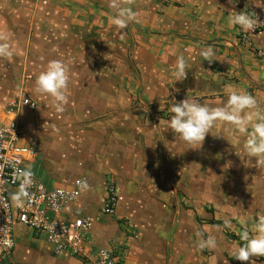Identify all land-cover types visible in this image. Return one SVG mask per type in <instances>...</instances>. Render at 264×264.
<instances>
[{
	"label": "crops",
	"instance_id": "obj_1",
	"mask_svg": "<svg viewBox=\"0 0 264 264\" xmlns=\"http://www.w3.org/2000/svg\"><path fill=\"white\" fill-rule=\"evenodd\" d=\"M194 3L195 24L190 23L182 35L177 34V40L160 34L151 62L136 66L135 72L141 77V89L135 90L136 95L131 74L124 73L128 83L125 79L124 91L118 89L121 74L117 73L120 68L116 51L108 49L102 53L98 40L94 39L97 53L90 54L86 53L85 42L79 46L67 43L63 35L48 36L46 32L51 31L47 28H43L39 38L35 37L34 43L30 40L31 54L41 44L37 52L44 57V69L54 59L68 65V102L63 111H57L49 97L36 94L31 87L25 96L36 103L37 109L21 112L23 136L19 142L35 145L31 136L36 138L32 134L43 117L65 123L82 120L78 122L82 125L77 126L81 130L79 145L74 143L79 156L76 161L71 159L74 153L67 154L71 143L62 139L67 146L62 147L60 161L64 165L59 168L62 173H58V182L63 183L57 187L71 189L76 181L81 183L79 197L65 206L61 217L92 219L85 246L91 260L98 249L113 246L120 264H241L234 259L237 245L243 243L240 236L244 231L250 238L255 236L254 225L264 216V165L246 155L244 132L218 121L200 149H187L188 145L176 141L171 130H166L171 119L168 107L185 98L216 108L224 105L230 92H247L255 98L257 108L246 110L243 115L247 117L249 111L264 114V57L259 58L240 45L238 35L243 30L228 23L233 10L251 17L257 14L264 22V0ZM16 7L15 24L12 29L7 26L13 32L20 31L16 23L22 24L19 16L23 8L20 3ZM4 14L0 10V33L7 24ZM94 15L91 12L93 19ZM31 19L36 18L29 17L30 24ZM58 29L55 26L53 32ZM252 44L264 53V26L252 36ZM208 46L213 47L217 59L211 64L199 55ZM106 52L108 56L103 57L101 54ZM181 54L189 68L184 79L175 81L176 58ZM29 69L34 78L39 76L37 63H30ZM136 98L139 109H134ZM9 99L10 94H1L0 106ZM23 113L25 119L33 116L32 120L24 123ZM251 130L249 124L248 131ZM69 169L76 170L77 176ZM108 178L114 180L120 193L118 206L114 216L97 215L95 219L92 209L100 203L102 207L103 186ZM119 224L127 229L124 231ZM209 236L215 237L216 248L200 250V239ZM252 259L255 264H264V257Z\"/></svg>",
	"mask_w": 264,
	"mask_h": 264
},
{
	"label": "rangeland",
	"instance_id": "obj_2",
	"mask_svg": "<svg viewBox=\"0 0 264 264\" xmlns=\"http://www.w3.org/2000/svg\"><path fill=\"white\" fill-rule=\"evenodd\" d=\"M194 1L135 0L132 8L137 14V20L129 23L126 28L119 30L113 23V13L108 6V0H21L19 2L16 0H3V7L0 10L5 12L2 18L7 24L5 31L1 33L9 37L7 42L10 44L13 54L11 57L0 58V95L10 94L11 99L9 100L16 99L20 95H29L28 91L31 87H34L36 80L34 73L29 69L30 63H37V75L44 69V57L37 52L38 49H41L39 47L41 44H37L36 51L32 49L33 54H31L29 50L30 40L34 43L36 41L35 37L39 38L45 30L43 28L51 31L46 32L48 36L60 38L63 35L67 43L73 42L81 46L85 42L87 54H90V52L97 53V51L94 52L97 45V41H94V39L99 41L102 53H105L108 49L116 51L117 68H120L117 73L121 74L119 76L118 85L120 86H118V89L124 91L125 79H127L128 83V76H124V73L131 74L133 76V91L136 95L138 92L135 90L141 89L139 86L141 77L140 74L135 72L136 66H140L144 62H151L152 59L150 58H152L151 56L155 54L154 51L158 48L156 44L158 39H160V34L166 33L169 39L177 40V34L182 35V30L184 32L187 31L190 28V23L191 25L195 24V18H192V12L197 10L195 9ZM17 3H20L23 8L22 14L19 16V22L22 24L16 23L20 31L13 32L7 26L9 25L10 29H12L13 24H15L13 22L16 17L13 13L14 10L17 12ZM68 9L73 11L69 13ZM91 12L95 14L94 17L99 18L95 17L93 19ZM33 16L36 19L35 21L31 19L32 28L29 17L32 18ZM23 24L25 26H22ZM55 26L60 27L58 29L59 32H53ZM63 41L66 43L64 39ZM112 41L116 43L113 44ZM141 49H144V52H141ZM139 53L140 55H138ZM101 55L107 57L108 53ZM149 59L150 61H148ZM129 66L132 68L131 72H129ZM122 67L125 68L122 69ZM138 103L137 98L134 99V109L135 107L138 108ZM24 114L21 115L24 123L32 120L33 116L25 119ZM47 118H41L35 127L36 129L32 128L35 133L32 135L36 136V138L31 136V140L35 143L39 156L35 164L32 165V172L43 185L50 188L57 187L63 183L62 181L58 182V179L61 178L58 173H62L59 168L62 169L64 165L60 161L61 151L62 147L67 146L63 144L62 139L69 140L71 143L67 152L70 156L74 153L75 157H71V159L76 161L79 157L78 150L74 148V143L75 146L79 145L77 137L78 131L81 132V130L77 126L82 125V123H78L82 120L76 119L65 123L50 121L48 116ZM61 129L65 130V132ZM25 131L29 133L27 129ZM48 144L53 148L52 152ZM46 147H49V149H46ZM82 152L83 150L80 153ZM68 171L69 173H74V177L77 176L75 174L76 170L69 169ZM77 173L79 172L77 171ZM117 194L119 197L120 193H118V190ZM121 202L119 205H122ZM92 211L91 214L94 217H97V215L103 217L101 203L95 205ZM119 225L124 231L127 229L122 224ZM128 231L130 233V230ZM13 235L16 243L14 253L3 264H87L81 260H74L66 256H54L50 246L45 241V237L42 235L34 236L28 228L19 223L13 225ZM110 248H113V246H110Z\"/></svg>",
	"mask_w": 264,
	"mask_h": 264
},
{
	"label": "built area",
	"instance_id": "obj_3",
	"mask_svg": "<svg viewBox=\"0 0 264 264\" xmlns=\"http://www.w3.org/2000/svg\"><path fill=\"white\" fill-rule=\"evenodd\" d=\"M252 18L257 19L258 24L239 33L238 41L262 58L264 53L253 48L252 36L261 30L264 22L257 14ZM36 109V103L22 95L0 106V264L7 262L14 253L15 223L36 236L45 237L54 256L92 264H120L117 251L112 248L98 249L95 257L89 259L85 246L93 224L91 218L73 221L61 217L65 206L79 197L80 181H76L71 189L48 188L31 172L30 166L36 162L38 152L33 143L20 144L23 134L19 118L22 111L34 112ZM103 189L102 213L114 216L119 201L114 180L106 179Z\"/></svg>",
	"mask_w": 264,
	"mask_h": 264
},
{
	"label": "clouds",
	"instance_id": "obj_4",
	"mask_svg": "<svg viewBox=\"0 0 264 264\" xmlns=\"http://www.w3.org/2000/svg\"><path fill=\"white\" fill-rule=\"evenodd\" d=\"M234 2L235 0H231V3ZM134 3L135 0H108V6L113 13V23L117 29L122 30L129 23L137 20V14L132 8ZM228 23L232 27L238 26L241 30L253 29L258 24L257 19H253L246 12L234 10L231 11ZM8 39L6 34L0 33V58L11 57L13 54L10 44L7 42ZM199 55L201 60L207 61L209 64L217 60L215 50L211 46L202 49ZM188 68L184 56L178 55L175 65V81L184 79ZM69 81L68 65L62 60L54 59L48 62L46 68L36 78L33 90L38 95L49 97L53 107L57 111H63V106L68 102L66 93ZM256 108L255 98L247 92H230L224 105L216 108H210L185 98L168 107L171 119L168 121L166 130H171L176 141L188 145L187 149H200L206 135L218 121L227 123L246 134L244 149L246 155L249 158H255L256 163L264 165V114L259 111H249L247 117L243 115L246 110ZM249 124L252 125L250 132L248 131ZM225 226H228V222H225ZM254 230L256 235L251 238L247 231L242 232L240 236L243 243L237 245L234 259L240 261L241 264H245V262L255 264L253 257H264V216L259 217L258 223L254 225ZM216 246V239L213 236H209L206 240L200 239L198 244L200 250L215 249Z\"/></svg>",
	"mask_w": 264,
	"mask_h": 264
},
{
	"label": "trees",
	"instance_id": "obj_5",
	"mask_svg": "<svg viewBox=\"0 0 264 264\" xmlns=\"http://www.w3.org/2000/svg\"><path fill=\"white\" fill-rule=\"evenodd\" d=\"M71 259H73V258H71ZM74 260H76V259H74Z\"/></svg>",
	"mask_w": 264,
	"mask_h": 264
},
{
	"label": "bare ground",
	"instance_id": "obj_6",
	"mask_svg": "<svg viewBox=\"0 0 264 264\" xmlns=\"http://www.w3.org/2000/svg\"><path fill=\"white\" fill-rule=\"evenodd\" d=\"M74 221V220H73Z\"/></svg>",
	"mask_w": 264,
	"mask_h": 264
}]
</instances>
